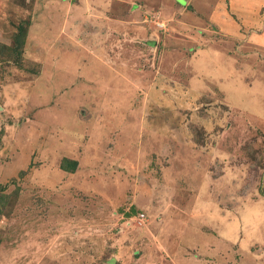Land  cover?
<instances>
[{
    "label": "rangeland",
    "instance_id": "1",
    "mask_svg": "<svg viewBox=\"0 0 264 264\" xmlns=\"http://www.w3.org/2000/svg\"><path fill=\"white\" fill-rule=\"evenodd\" d=\"M184 17L0 0V264H264V47Z\"/></svg>",
    "mask_w": 264,
    "mask_h": 264
},
{
    "label": "crops",
    "instance_id": "2",
    "mask_svg": "<svg viewBox=\"0 0 264 264\" xmlns=\"http://www.w3.org/2000/svg\"><path fill=\"white\" fill-rule=\"evenodd\" d=\"M202 1L203 3L205 1L206 5H203ZM181 14L185 16L184 18L193 20L197 24V26L192 28L196 31V34L193 35L196 36L198 43H201L200 38H202V41L207 42L210 46V50L207 52H204V49H199L198 51L215 62L216 51L220 52V57L225 60L234 59L238 53L237 51L236 53L231 52L229 47L224 49V44H221L223 43L222 41L211 42L215 34L206 32V29H209L207 26L210 24H213L214 31L222 33H220L221 40L226 41V43H232L234 40L238 41V39L246 37V43H251L258 49H263L262 47H264V0H226L224 2L220 1L219 4L214 0H180ZM205 23L208 24L205 26ZM203 25L204 28H201ZM151 39L152 41L148 46L159 47L158 45L160 44L156 37L152 36ZM225 60L223 61L224 65ZM204 67L201 66L200 69L202 70ZM226 68L224 72H228V76L233 75V69L230 68L229 70ZM219 70L222 71L221 68Z\"/></svg>",
    "mask_w": 264,
    "mask_h": 264
},
{
    "label": "trees",
    "instance_id": "3",
    "mask_svg": "<svg viewBox=\"0 0 264 264\" xmlns=\"http://www.w3.org/2000/svg\"><path fill=\"white\" fill-rule=\"evenodd\" d=\"M70 163H72L70 169H75V168H77V166H78V161H76V160H74L73 162L69 161V165H70Z\"/></svg>",
    "mask_w": 264,
    "mask_h": 264
}]
</instances>
